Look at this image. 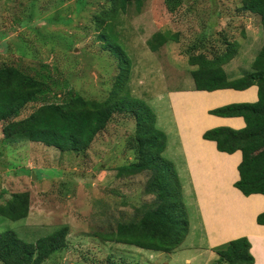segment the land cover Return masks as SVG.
Returning <instances> with one entry per match:
<instances>
[{
  "label": "rangeland",
  "instance_id": "obj_1",
  "mask_svg": "<svg viewBox=\"0 0 264 264\" xmlns=\"http://www.w3.org/2000/svg\"><path fill=\"white\" fill-rule=\"evenodd\" d=\"M109 6L110 0H0V68L44 75L52 84L45 99L11 120L25 118L45 101L59 102L64 90L89 100L107 98L118 68L95 22ZM157 33L175 40L152 52L147 40ZM114 35L111 42L131 61V94L150 106L159 130L171 131L168 151L179 171L189 222L186 238L178 248L157 252L109 238L118 223L139 219L154 202L145 192L150 173L131 171L137 146L134 121L126 114H113L81 153L7 142L2 131L6 122L0 123V204L14 193L30 195L28 217L15 222L0 217V232L11 230L35 243L68 227L65 248L43 264H218L213 248L201 247V228H194L201 220L167 96L193 88L190 55L212 59L231 44L234 58L223 65L228 78L250 71L263 44L259 10H243L242 0H142L140 9L131 3L119 13Z\"/></svg>",
  "mask_w": 264,
  "mask_h": 264
},
{
  "label": "trees",
  "instance_id": "obj_2",
  "mask_svg": "<svg viewBox=\"0 0 264 264\" xmlns=\"http://www.w3.org/2000/svg\"><path fill=\"white\" fill-rule=\"evenodd\" d=\"M131 3L138 10L142 0H110L109 8L101 12L95 22L102 30L100 39L106 42L104 48L110 51L118 68L106 99L89 100L70 89L64 90L57 99L59 102L45 101L25 118L11 120L29 104L45 99L51 93L52 84H48L47 76L30 75L20 68L4 66L0 68V123L6 122L2 131L7 142L28 141L61 152L81 153L87 151L95 137L104 131L113 114L129 115L134 121L133 136L137 146L131 171L150 173L145 192L154 196V202L142 211L139 219L118 223L109 238L148 251H168L182 244L189 228L181 182L176 166L167 156V138L157 128L155 113L130 92V58L118 44L111 42L115 38L114 26L119 13L125 12ZM255 7L259 10L263 44L250 71L238 78H228L223 65L234 58L235 46L231 44L225 53L212 59L198 53L190 55L187 61L193 68L190 76L194 91L213 93L257 87L255 102L232 103L208 112L217 117H241L244 121L242 129L216 127L202 134L204 140L215 142L221 153L241 152L237 166L239 179L233 187L245 197L264 195V0H242L243 10ZM170 38L175 40V36ZM170 38L154 34L147 40V46L155 52ZM129 150L134 149L129 147ZM29 211L30 195L26 191L14 193L0 204V217L14 222L27 218ZM256 223L264 226V212L257 215ZM67 235L68 227L65 226L35 243H28L11 230L2 231L0 264H43L65 248ZM250 247L248 239L242 237L212 250L218 256V264H253Z\"/></svg>",
  "mask_w": 264,
  "mask_h": 264
},
{
  "label": "crops",
  "instance_id": "obj_3",
  "mask_svg": "<svg viewBox=\"0 0 264 264\" xmlns=\"http://www.w3.org/2000/svg\"><path fill=\"white\" fill-rule=\"evenodd\" d=\"M167 97L175 134L179 140V153L201 220L200 224L194 226L201 228L198 231L205 241L201 247L212 249L245 237L251 246L253 264H264V226L256 223L257 215L264 212V195L245 197L233 187L234 182L239 179L237 166L241 161L240 151L233 154L221 153L215 142L202 138L206 130L216 127L242 129L244 121L241 117H217L208 112L232 103L255 102L257 87L252 86L243 91L224 89L213 93L194 91L193 88L180 89L170 92ZM164 133L168 153V146L173 143L168 144L171 131L164 130ZM168 158L177 169L175 155L170 153Z\"/></svg>",
  "mask_w": 264,
  "mask_h": 264
}]
</instances>
